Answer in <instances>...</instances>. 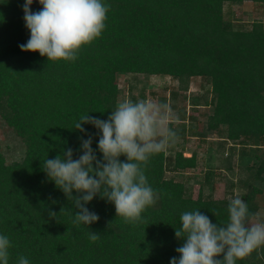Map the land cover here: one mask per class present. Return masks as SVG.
I'll use <instances>...</instances> for the list:
<instances>
[{"label": "trees", "instance_id": "16d2710c", "mask_svg": "<svg viewBox=\"0 0 264 264\" xmlns=\"http://www.w3.org/2000/svg\"><path fill=\"white\" fill-rule=\"evenodd\" d=\"M243 1L264 7V0H102L110 8L101 36L83 45L75 61H48L19 47L30 36L23 19L25 0H0V110L26 144L21 161L7 164L0 152V235L11 243L9 264H18L20 256L30 264H170L184 243L175 236L182 213L200 210L212 223L227 222L229 200L194 198L181 182L165 176L167 169L197 166L193 154L150 157L145 175L158 199L141 214L144 222L135 225L125 223L114 204L99 196L87 205L99 220L89 228L74 224L78 209L48 180L42 165L69 147L73 159L82 154L79 137H88L74 129V122L86 113L107 120L117 107L118 73L163 74L181 81L198 75L211 79L215 109L208 127L223 133L221 139L237 140L245 154L261 158L258 176L264 170V25L252 22L235 29L223 13L225 2ZM41 8L31 6L33 12ZM177 119L185 121L184 110ZM82 127L92 134L91 147L102 159L98 130L91 124ZM212 176L208 170L206 181ZM242 183L256 190L251 179ZM240 198L249 204L248 193ZM49 210L57 215L50 218ZM90 231L100 238L90 241ZM255 257L237 264H253Z\"/></svg>", "mask_w": 264, "mask_h": 264}, {"label": "clouds", "instance_id": "9594fccd", "mask_svg": "<svg viewBox=\"0 0 264 264\" xmlns=\"http://www.w3.org/2000/svg\"><path fill=\"white\" fill-rule=\"evenodd\" d=\"M32 4L33 0H25L22 5L30 36L19 47L21 51L38 52L48 61H75L83 45L101 36L110 8L102 0H39L42 8L33 12ZM175 119L168 104L125 99L107 120L86 113L74 122V129L88 137H79L82 154L73 159L69 147L54 159L46 158L42 165L48 180L78 209L73 213L74 224L89 228L99 220L98 214L87 207L97 196L114 204L117 216L125 223L144 222L141 214L158 199L145 168L150 157L166 151L178 139L175 128L169 126ZM84 124L98 130L97 147L102 159L91 147L93 136L82 127ZM121 156L126 161L122 162ZM48 215L54 218L57 213L49 210ZM253 215L239 195L230 199L226 223H212L200 210L182 213L175 236L184 243L175 250L179 258L172 257L170 264H237L264 246V222L253 223ZM99 238V233L89 232L90 241ZM10 247L9 238L0 235V264H9ZM18 264L30 262L20 256Z\"/></svg>", "mask_w": 264, "mask_h": 264}, {"label": "rangeland", "instance_id": "374dc122", "mask_svg": "<svg viewBox=\"0 0 264 264\" xmlns=\"http://www.w3.org/2000/svg\"><path fill=\"white\" fill-rule=\"evenodd\" d=\"M42 6L39 0H33L32 7ZM224 17L230 20L235 29L248 28L252 22H262L264 25V7L261 3L243 1L239 3L225 2L223 4ZM118 99L116 105L125 99L132 102L153 100L160 104L176 105L172 115L179 118L185 111V121L176 120L172 127L178 133V139L166 151L165 157H171L181 151L186 157L192 154L197 159V166L186 167L182 171H165V176L179 181L186 188L187 193L198 198L207 195L216 200L235 198L242 193H248L249 209L251 208L252 222H264V170L256 174L261 158H252L245 154L237 140L221 139L224 135L216 134L217 129H210L209 117L214 112L211 79L204 76H188L183 81L169 75L141 73H118L116 75ZM177 91L176 96L172 92ZM264 97V90L260 92ZM198 106H194V105ZM196 107V108H194ZM0 110V152L7 164L21 161L26 153V144L22 137L3 118ZM213 125V124H212ZM219 129L225 132L226 126L220 124ZM198 132H203L202 136ZM264 149V148H263ZM262 151L259 152L261 156ZM253 164L252 170L248 165ZM212 170L213 176L206 181L205 175ZM251 179L256 190L247 189L242 181ZM233 182V186L230 183ZM253 264H264V246L256 250Z\"/></svg>", "mask_w": 264, "mask_h": 264}]
</instances>
